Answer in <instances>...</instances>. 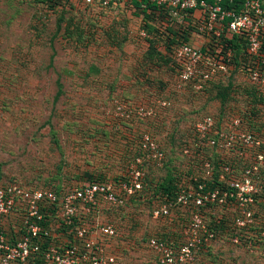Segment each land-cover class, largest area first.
<instances>
[{
    "label": "rangeland",
    "instance_id": "rangeland-1",
    "mask_svg": "<svg viewBox=\"0 0 264 264\" xmlns=\"http://www.w3.org/2000/svg\"><path fill=\"white\" fill-rule=\"evenodd\" d=\"M134 14L120 0L101 9L68 0L61 7L0 0V178L59 188L83 183L90 173L117 179L133 150L120 153L114 101L120 93L170 99L158 121L138 120L140 132H152L168 149L165 164H149L143 193L103 214L120 225L117 251L126 264H155L147 239L177 240L181 230L178 221L152 216L160 200L155 186L187 169L180 148L197 118L243 106L255 90L235 72L204 92L179 96L173 62L148 52ZM14 221L2 218L0 225L8 230ZM193 264H264V255L222 238Z\"/></svg>",
    "mask_w": 264,
    "mask_h": 264
},
{
    "label": "built area",
    "instance_id": "built-area-1",
    "mask_svg": "<svg viewBox=\"0 0 264 264\" xmlns=\"http://www.w3.org/2000/svg\"><path fill=\"white\" fill-rule=\"evenodd\" d=\"M115 1L82 3L101 9ZM146 1L169 19H179L182 33L197 37L185 40L166 33L175 37L169 51L176 62L178 89L205 91L238 72L264 97V0ZM138 33L148 36L141 26ZM114 105L119 119L158 121L171 102L158 98L144 105L116 99ZM246 107L230 108L221 117L205 114L193 123L180 148L187 169L179 174L174 192L156 194L160 200L151 210L155 219L181 226L177 240L159 235L147 239L155 264H193L222 238L264 255V116L254 117L260 127L251 126L250 115L242 114ZM166 154L158 137L146 131L126 173L117 179L56 188L0 178V220H15L14 235L0 225V264H126L114 247L120 225L103 215L104 202L112 209L137 199L145 189L148 165L163 166ZM225 218L232 229L224 234L211 222L221 224Z\"/></svg>",
    "mask_w": 264,
    "mask_h": 264
},
{
    "label": "crops",
    "instance_id": "crops-1",
    "mask_svg": "<svg viewBox=\"0 0 264 264\" xmlns=\"http://www.w3.org/2000/svg\"><path fill=\"white\" fill-rule=\"evenodd\" d=\"M37 1L46 3V4L50 3L49 0H47L46 2L45 0H37ZM66 1L67 0H59L58 4H55L54 6L61 7L62 6L61 3H64ZM68 1H79L82 5H84L82 3V0H68ZM120 2L122 3V5H125L126 7H128L132 11V13H135L134 15H131V16H135L136 18H138L140 25H143L144 23H149L154 26V29H155L154 32L157 34V36L156 38H153V39L157 40L158 37L163 38V40L159 38L155 42L154 47L156 48V50H160L162 54H166L167 52H169L168 38H167L168 35L166 34L169 31L168 30L169 27L173 33H177V36L180 35L183 37L181 26H180L181 24L177 21L179 19H169L165 15H157V16H154L153 19H148L144 11V10H147V12H149L147 2L143 0H120ZM196 14L197 13L194 14L195 17H196ZM191 34L192 33L188 32V35H187L188 40H195L197 37L195 38V36ZM54 94L59 96L58 93H54ZM158 95L159 93H151V94L149 93H120V96H121L120 100L123 102L130 100V101H136L137 103L144 104V105H151L156 102V100L158 99L157 98ZM145 120L153 121L150 118H147ZM111 121H113L114 125H116L117 127H120V147H122L120 150V153L123 155L125 153L124 151L127 149L134 151L137 145V141L139 139L138 138L139 137L138 135H140L139 133L144 132V130L140 132V129L142 127L139 124L138 119L135 118L129 121V120L120 118V123H119L117 117L113 116ZM18 216L20 215L18 214ZM119 245H120L119 242L115 243L114 247H116V250L118 249Z\"/></svg>",
    "mask_w": 264,
    "mask_h": 264
},
{
    "label": "trees",
    "instance_id": "trees-1",
    "mask_svg": "<svg viewBox=\"0 0 264 264\" xmlns=\"http://www.w3.org/2000/svg\"><path fill=\"white\" fill-rule=\"evenodd\" d=\"M47 0H45V2H46ZM143 1H145V2H147L146 0H143ZM49 2L50 3H48V4H50V5H52V6H54L55 4H58V2H59V0H49ZM148 4H147V6H148V8H149V12H147V10H144L145 11V14H146V17L148 18V19H153L154 18V16H157V15H159L160 14V12L158 11V9L155 7V5L153 4V3H150V2H147ZM62 4V3H61ZM158 12H159V14H158ZM149 13V14H148ZM160 15H162V14H160ZM141 27H143V28H145L146 29V31H147V33H148V37H147V40H148V42H149V44H148V48H147V50H148V52L150 53V54H152V53H156V54H159L160 55V57L162 58V59H164V61H172L173 62V66L174 67H176V62H175V60H174V58L171 56V51H169V52H167L166 54H162L161 52H160V50H156V48L154 47V45H155V42L157 41V40H155V39H153L154 38V35H157L155 32H154V26L152 25V24H149V23H144L143 25H141ZM168 30L170 31V33H173L172 32V30L170 29V27L168 28ZM181 31H182V29H181ZM179 32V31H178ZM175 36H177V33H173ZM182 35H183V38L185 39V40H188V37H187V35H185L184 33H182ZM168 38V46L173 42V41H175V37L174 38H171L170 36H168L167 37ZM154 49V50H153ZM219 83H222V82H218V83H214V84H219ZM211 86V85H210ZM210 86H208V87H206L205 88V90H207ZM175 91L177 92V91H179L178 92V94H179V96H181V95H187L188 97L191 95V93H195L196 91H193L190 87H189V89H188V87L186 88V89H178L176 86H175ZM201 92H204V91H201ZM201 92H197V93H201ZM249 95H252V97H253V99H252V101H250L249 102V98H247L246 99V104H247V107L242 111V114H244V116L245 115H247V116H249V120H250V125L251 126H257V119H255V118H261V117H263L264 116V112H263V103H264V97L261 95V96H259L257 93H256V91L255 92H253V93H248ZM222 102L223 103H225L229 98H227V100H225L226 99V97H227V93H222ZM157 98H161V95L159 94L158 95V97ZM121 99V98H120ZM165 99H167V98H165ZM167 100H169L170 102H171V105L169 106V107H167L166 109H170L171 107H172V101L170 100V99H167ZM127 102H131V103H137L136 101H130V100H128ZM229 112V109L228 108H226L225 109V106H221L220 108H218V110L217 111H215V112H207V113H205V114H214V115H218V116H223V115H226L227 113ZM204 114V115H205ZM255 117V118H254ZM133 119H135V118H133ZM136 119H138V118H136ZM132 120V119H131ZM138 120H140V119H138ZM130 121V120H129ZM154 121V120H153ZM195 122V121H194ZM257 127H260V126H257ZM146 132V131H145ZM191 134V131H190V133L188 134V135H190ZM140 138V137H139ZM188 137H186L184 140H183V142L187 139ZM182 142V143H183ZM161 143V142H160ZM162 144V143H161ZM182 145V144H181ZM136 149V148H135ZM166 149V151L168 150L167 148H165ZM134 152V151H133ZM120 176H122V175H120ZM87 177H89L88 178V180H92V179H95V178H105L104 176H102L101 177V175H100V177H98V176H95V175H93L92 176V174L90 173V174H88V176ZM147 177V176H146ZM178 177H179V175L177 176H174L173 174H171V173H169V174H167V176L165 177V179H162L156 186H155V191H156V193H155V195L157 194V195H159V192H164V191H168V192H170V193H172V192H174L175 191V189H176V187H177V179H178ZM22 183H24V184H27V183H25V182H23V181H21ZM51 186H53V185H51ZM53 187H55V186H53ZM56 188H59V187H56ZM160 193V194H161ZM104 204H106V206L104 207L105 209L104 210H107L108 209V207H109V205H108V203H105L104 202ZM14 217V216H13ZM225 221H228V219L227 218H225V220H223L222 221V223L221 224H217V222L216 221H212L211 222V224H212V227H214V228H216L217 230H218V232H222V233H224V232H227V230H229V229H232V225L230 224V223H228L227 222V224L225 223ZM14 229H15V225H14V223L12 222V224H11V227H10V229H8V230H6L7 232H8V234H10V235H14L13 234V232H14ZM225 234V233H224ZM164 237L166 238V237H169V236H166V235H164ZM13 264H18V263H13ZM28 264H33V263H31V262H29ZM34 264H43V263H41V261L40 262H37V263H34Z\"/></svg>",
    "mask_w": 264,
    "mask_h": 264
}]
</instances>
